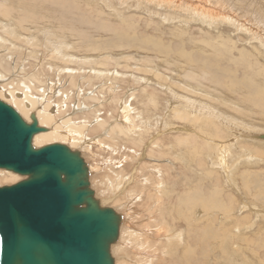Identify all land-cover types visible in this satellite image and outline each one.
<instances>
[{
  "label": "rangeland",
  "instance_id": "374dc122",
  "mask_svg": "<svg viewBox=\"0 0 264 264\" xmlns=\"http://www.w3.org/2000/svg\"><path fill=\"white\" fill-rule=\"evenodd\" d=\"M7 3L0 0L2 35H6V23V27L11 26L7 27L8 30L14 27L24 36H29L31 29L35 38L29 37L27 41L36 46L31 47L28 45L30 42L25 44L19 38L15 39L19 46L12 48L9 42L0 43V59L6 64V71L0 69L6 73L2 84L4 90L13 89L37 98L42 97L41 90L45 94L47 92L48 109L55 117L51 125L60 124L66 118L76 125L89 120L81 136V145L75 144L72 148L84 153L92 169L91 186L96 189L98 198L105 201L115 193L120 201H129L131 197L127 192L145 188L136 203L133 206L129 204L131 213L127 218V209L123 208L126 202L120 205L116 197L115 202H104L125 216L121 226L123 240L120 242L119 239L112 250L116 264H264V216L250 226L252 218H237L241 213L237 211L230 212L236 218L221 220L223 213L217 208H229L231 198L235 203L243 201L264 208V161L258 165L242 164L234 174L237 186L233 187L228 185L222 174L210 169L204 152L210 149L205 141L226 144L234 140L236 132L227 130L218 120H211L209 128L199 134L183 131L199 130L183 119L174 124L180 130L169 132L173 126L168 125L161 137L164 149H157L159 153L154 151L152 154L153 158L160 159L157 164L166 171L165 191L160 196L155 190L156 183L149 182L144 187L142 182L143 178L158 179L153 171L156 164L150 161L153 158L141 159L138 155L134 163V155L127 148L131 144L124 140L110 142L117 144V152L127 154L126 161L121 163L127 164V179L123 181V188L112 191V184H115L113 171L119 168L112 164L118 162V154H112L103 143L104 139H109L108 136L95 138L103 130L98 121L92 122L98 114L108 126L115 128L117 123L114 121L120 118L119 106L129 89L135 90L129 94L131 106L138 107L147 119H152V125L159 116L170 121L193 118L188 113L173 116L172 109H181L174 108L176 103L167 109L168 102L174 97L155 83V76L159 75V80L179 95L194 97L213 106L219 118L234 116L243 119L242 124H253L250 131L264 133V0H9ZM45 27L54 30L55 35H50L60 34L61 41L59 37L56 41L62 42L64 37L67 38L70 47H66L65 52L67 50L66 53L71 54L72 60L68 57L61 61L52 59V41L47 33H43ZM24 51H29L28 56L34 52L33 56L28 58ZM75 61L81 62L76 64ZM97 66H105L102 68L108 71L93 73L91 68ZM13 67L25 72H14ZM112 71L119 72V75L111 76ZM33 72L40 73L42 84L29 83L25 79ZM73 75H76L77 83L72 79ZM140 77H147L150 82L141 81ZM107 78L114 79L115 86ZM58 81L60 91L53 94L49 84ZM193 87L198 88L195 93ZM89 94L95 99L90 100ZM0 99L20 110L14 99L4 92H0ZM118 99L122 101L119 103ZM175 101L180 104L177 98ZM82 114H87V118H82ZM26 121L30 122V119ZM143 136L142 145L147 140V135ZM48 140L43 139L36 145L33 142V146L57 142L70 145L72 141L60 137ZM243 142L264 159V146ZM141 144L135 147L140 153ZM171 146L188 155V164L180 165L174 161L173 155L166 153L172 150ZM173 162L180 166L174 168ZM16 175L18 178L14 180L0 175V186L25 178ZM107 188L109 190L105 192ZM190 198L196 204L194 209L189 205ZM201 200L209 202L206 204L208 208H215L205 212L197 204ZM191 213L194 216L191 217ZM195 213H200L199 217ZM215 216H218L216 220ZM190 219L195 222H190ZM236 223H241V232L240 229L236 231ZM193 224H196L195 230ZM173 227L182 232L184 243L180 239L176 241V237L170 240L169 230H175ZM211 230L216 236L208 233Z\"/></svg>",
  "mask_w": 264,
  "mask_h": 264
},
{
  "label": "water",
  "instance_id": "95a60500",
  "mask_svg": "<svg viewBox=\"0 0 264 264\" xmlns=\"http://www.w3.org/2000/svg\"><path fill=\"white\" fill-rule=\"evenodd\" d=\"M30 120L0 100V169L25 177L0 186V264H114L121 215L96 198L78 150L33 146L46 129Z\"/></svg>",
  "mask_w": 264,
  "mask_h": 264
},
{
  "label": "bare ground",
  "instance_id": "6f19581e",
  "mask_svg": "<svg viewBox=\"0 0 264 264\" xmlns=\"http://www.w3.org/2000/svg\"><path fill=\"white\" fill-rule=\"evenodd\" d=\"M1 2L4 3V4H8L7 2H9V0H1ZM13 21H15V20H13ZM12 22H10L9 24H11L13 26ZM6 25H7V23L4 26L5 29H6L4 31V32H6V35H5L6 37L4 35H2V33L0 32V43L2 42V43L5 44V42H9L11 44V46H10L11 48L18 45L16 43V40H15L16 38H19V39L23 40L25 44H27L28 42H30L29 40L27 41V39H29V37H30V39H34L35 38V36L33 35V30H31V29H30L29 36H24L23 34H21L20 32H18L14 27L12 29L8 30L7 27H11V26H7L6 27ZM261 26L262 25H260V27ZM262 28H260V29H262ZM43 30H44L43 33H47V36L50 37V39L52 41V46H54L56 48V54H54L53 57L51 55L52 59H54L56 61H61L62 59H66V57H68V58H70L72 60V57L70 56L71 54L68 55V53H66L67 50L65 52V49H67L68 47H70V45L67 43V38L64 37L65 39L63 38L62 42H59V41H61L60 40V34H59V36H58V34H56L57 36L50 35V34H54L55 35V33H54V30L51 31V28H49V27L48 28L45 27V29H43ZM56 37H59V41H56L57 40ZM53 39H55V42L53 41ZM30 43H28L29 46L33 45L32 44L33 42H30ZM33 46H36V45H33ZM4 47H5V45H4ZM21 48H22V46H21ZM21 48H19V49H21ZM34 48H36V47H34ZM24 49L27 50L26 48H24ZM30 50H31V48H30ZM29 51H28V53H26V51H24L27 54V57L28 58L29 57H32L33 56V53H34V52L32 53V56L31 55L28 56ZM18 52H20V50ZM18 52H16V53H18ZM20 53H22V51ZM18 54H16V55L18 56ZM30 54H31V52H30ZM20 56H18V57H20ZM22 57H24V56H21V58ZM28 58H26V59L28 60ZM18 60H20V59H18ZM79 60H81V59H79ZM78 62H81V61H78ZM78 62L76 63V61H75L76 64H79ZM22 63L24 64V60L22 61ZM5 65H6L5 62H3L0 59V69H2L3 71H6L5 70L6 68L4 67ZM102 67H105V66H101V67L97 66L95 68H91V71L93 73L104 74L108 70L105 69V68H102ZM17 69H19V68H17ZM65 69L70 70L68 68H65ZM13 70H14V72H18V70L14 69V67H13ZM110 75L111 76H117V75H119V72L112 71V72H110ZM0 77H1V74H0ZM155 77L157 78V80H156L155 83L158 86H161V88H164L166 91H168L174 97V99L172 101L168 97L170 99V101L168 102L169 105L167 106V109H169L170 107H172L174 105V103H176V106L174 108H179V107L181 108L180 110L172 109L171 108L172 109V112H173V116H185L188 113V114L193 115V118H176V120L170 121V120H166V118H161L162 116H159L158 119H156V120L154 119L155 120L154 121L155 123L153 122L154 125H152L151 124L152 122L150 123V121L152 119L151 120L147 119L144 116L146 114H144L143 111H140V109L138 107H132L131 106V104H132V97L129 98V94H132L135 91L133 89H129L128 95H126V97L123 99V101L120 100V99H118V102L119 103H120V101H122V102H121V104L119 106V113H120L119 116H120V118L119 119L117 118L114 121V122L117 123V126L115 128H112V126H108V123L106 122V120L103 119V118H101V117H99V115L96 114V117L97 118L95 120H93L92 122H95V121L97 122L98 121L99 127H101V129L103 131H102V133L96 134L97 136H95V138H101L102 139V138L108 136L109 139H104L103 140V143H105L107 145V147L109 149H111L112 154H118V162L114 161L113 164H112L113 166L117 165L119 167V168H116L115 171H113L114 174H115V184H112L113 187L111 186L113 188L112 191L119 190L122 187V185L124 184L123 181H125L127 179V172L125 171V169L127 168V164L126 165H125V163L124 164H121L122 162H125L126 161L127 154L126 153H123L122 154L120 151L117 152V148H116L117 147V144L116 143L110 144V142L111 141L115 142V141L124 140V141L130 143L131 144L130 147H127V148L134 155V160H135L134 163L136 162V159H137L138 155H139V157L141 159L142 158H146V159L153 158L152 154H153L154 151L157 152V153H159V151H157V149H160V150H163L164 149V144H163V140L161 139V137L164 136V131L167 128V126L168 125L173 126L171 129H169V132L170 131H174L175 132L177 130H180L177 127L175 128L174 127L175 126L174 124H176L178 122V120H181V119H183V120H185L187 122L188 121L191 122L190 124H192L194 127L196 126L197 129H199V130H196V129H182L183 131H191L190 133L196 132V133L199 134V133H201V131L204 133L205 130H203V129L209 128V125H210V121L211 120H213L214 122H215V120H218L219 122H221V123L224 124V126H225V128L227 130H231V131L237 133V135L234 134V140H232L231 142H228L226 144L224 142H217V144L210 142L211 143L210 144L209 143V140H207L208 142L205 141L206 144H207V147H210V149L208 151L207 150L204 151L205 152V156H206V161H207L208 165L210 166V169L212 171L215 170L220 175L222 174L223 179L228 183V185H232L233 187H236L237 186V183L235 182L234 174H235V172H237V170L239 169V167L242 166V164H246V165H258L260 162H263L264 161L262 155L256 154L252 149H249L248 146H246V143L243 142V141H250L253 144L264 146V141H261V140H264V139L259 138L260 135H262L264 133H260L259 132L260 130H252V131L249 130V127L254 126L253 124L251 126L242 124L241 122L243 121V119L236 118L234 116H232V118H219V114H218V112L216 111V109L213 106H210L205 101L198 100V99H196L194 97L193 98L192 97L189 98V97H184V95H179L175 91L171 90L169 86H167L166 84H164L163 82H161L159 80V78H160L159 75H156ZM73 78H74V81H76V83H77V77H76V75H73L72 76V79ZM25 79L28 80V81H31V82H41L40 73H37V72H33L31 75H28ZM107 79L109 80L110 84H112L113 86H115V80L114 79H112V78H107ZM138 79L141 80V81H144L146 83L147 82H150L149 81V78H147V77H140ZM193 88H194V93H195V90L197 91L198 88H195V87H193ZM110 91L113 92V88L112 87L110 88ZM196 94H198V93H196ZM176 98L178 100H180V104L178 103V101H175ZM89 99L90 100L91 99L94 100L95 98H94V96H91V97H89ZM112 99H113V97H111V100ZM0 100H2V99H0ZM2 101H4V100H2ZM15 103H16L17 107L21 110V111L20 110L19 111L22 114H26V112L20 106L19 102H15ZM96 108H97V106H96ZM141 110H145L146 111V109H143V108H141ZM32 113L35 114V116H36V113L34 111L31 112L30 114H32ZM87 116H88L87 114H83L82 115V118H87ZM165 116H168V115L166 114ZM36 118H37V121H38L39 126L44 124V125H47L49 127H47V126H45V127L44 126H40L42 128H45L46 131L45 132H39L36 135H34L33 142H34L35 145L39 141H41L43 139L48 140L49 138H52V137H60V138H63L64 140H68V141H69V139H71L72 141H71V144L70 145L72 147L73 145L79 144V143L76 142L72 138V134L71 133H76V134H79V133L80 134H83L84 133V126L83 125H77V126H75L73 128V131L72 132H63V131H61L58 128V126L56 124L55 125H51V122L54 119L53 117H50V116H47V115H40V114H38V116H36ZM148 118H150V117H148ZM29 119H30V116H29ZM164 120H166L167 122L164 121ZM30 122H31V120H30ZM190 124L188 123L187 125H190ZM46 127L49 128V131H48V129ZM184 127H186V126H184ZM143 133L145 135H147V140H146V142H145L144 145L141 144V142H143V140H144V136H143L144 134ZM190 133H186V134H190ZM202 135H204V134H202ZM208 136H210V135H208ZM210 137H212V136H210ZM203 138H204V136H203ZM205 138L207 139L208 137H205ZM208 139H211V138H208ZM239 140H243V141H239ZM212 141H215V140L212 139ZM218 141H220V140H218ZM235 143H237L238 146H236ZM62 144H65V143H62ZM139 144L142 145L141 153L138 152L137 149H135V147L138 146ZM65 145L68 146L71 150H78V149H72L70 147V145H67V144H65ZM79 145H81V144H79ZM36 148H38V147H36ZM170 148L173 151L172 150L170 152L169 151H166V153H168L170 155H173V159H174L175 162H179L180 165H182V164L183 165L184 164H188L187 159H186V157L188 158V155L186 156L179 149H174L173 146H171ZM148 150H149V153L147 152ZM78 151L81 153L82 157L84 158V161L88 165L85 157L83 156L84 153L82 154V152L80 150H78ZM161 156H162V154H161ZM123 159H125V160L122 161ZM150 161L153 162L154 164H156V165L153 166L154 167L153 171H154V173H155V175L157 176L158 179H157V181H153L152 179L143 178L142 179L143 186L145 187L147 184H149V182H150V184H152L154 182V183H156L155 190H157L159 192L160 196H161V194L164 195V191H165V181H166V177H165L166 171H165V169H163L162 165L157 164L158 162H160V159L159 158H153ZM175 162H173L174 163V166L173 167L177 169L180 165H177L176 166V163ZM189 162H190V160H189ZM134 163L131 164V165H134ZM88 168H89V172H90L89 182H90V187L92 188L91 181H90V176H91V170L92 169L90 168L89 165H88ZM0 175L3 178H8V179H11V180H14V179L18 178V176L16 174H14L12 172H9L8 170L5 171V169L4 170H0ZM106 181H107V179H106ZM92 190L94 191L95 196H96V192H95L96 189L94 190L92 188ZM105 190H106L105 192H107L109 190V188H107ZM144 190H145V188H143V190H140V191L137 190V189H134V190H132L130 192H127V194L131 197L129 201H126V200L120 201V199L118 197H116L117 195H115V193H114L113 197H107L105 199V201L104 200H101L97 196H96V198L100 201L101 205H103V206H107V205L104 204V202H110V201L115 202V199H114L115 197H116V201L120 202V205H122L123 202H126L124 204L123 208H126L127 209V215H126V218H127L128 216H130V213H131L129 211V210H131L129 204L133 206L136 203V201L138 200V198L143 195ZM242 191H244V189ZM241 194H242L243 197H245L246 199H248L245 196V193L244 192H241ZM208 197H210V196H208ZM190 199H191V201H190L189 205L192 206V208L194 209L193 206H194L195 202L192 200V198H190ZM207 203H209V202H207ZM207 203L205 201L201 200L197 204H200V206L202 207V209H204L205 212L207 210H213V208H215V206L214 207H210L209 206V208H208L206 206ZM229 206H230L229 208H223V207H220V206L217 207V208H220L219 210L222 211V213H223V215H222L223 217H221V220H223V219H229V218H231V219L232 218H236V217H233L230 214V212L237 211V212H241L238 215L237 218H240V217H242L241 219H243V217H250V218H252L251 221L248 224V225L251 226V225H253V223L256 220H258L259 217L264 216V208L263 207H259L256 204L250 205V204H248L246 202H243V201H239L238 203H235L234 198H231V200L229 202ZM109 207H111V206H109ZM111 208H113V207H111ZM113 209L118 214L121 215L122 220H121V224H120V231H119L118 239L111 246V254L113 253V251H112L113 248H114L113 246H115V244L117 243V241L120 239L119 241L122 242V240H123V235H122V232H121V226H122V222L125 220V216L122 213L118 212L115 208H113ZM133 209H135V208H133ZM222 209H224L225 212ZM227 209L229 210V212H227L228 211ZM230 209H232V210L230 211ZM246 210H247V213L244 214L246 212ZM200 211L201 210H199V212ZM216 213H217V211H216ZM199 214L200 213H197V214L195 213L196 217H199ZM220 214H221V212H220ZM134 215H135V213H134ZM192 215L193 214L191 213V217H192ZM217 215H219V214H217ZM131 217H132V215H131ZM217 217L218 216H215V220L217 219ZM205 218H208V217L205 216ZM214 221H212V222H214ZM190 222H192L191 219H190ZM193 222H195V221H193ZM208 223H209V221H208ZM240 224L241 223H236V226H235L236 231L238 229H240V232H241ZM195 225L196 224H193L192 225L193 229L196 228V227H194ZM178 227H173L175 230H169L170 231L169 238H170V240H172L173 238L176 237V241L178 239H180V240H182V243H184V239H182V235L183 234H182L181 231L178 230L179 229ZM176 228H178V229H176ZM203 228H205L204 230L207 231L206 226H204ZM184 229H187V228L185 227ZM120 232H121V236H120ZM211 232H212V230L211 231H208L209 234H212ZM236 233H238V232H236ZM212 235H214V234H212ZM214 236H216V235H214ZM206 238H207V235H206L205 239ZM209 238H210V236H209ZM212 238H213V236H211V239ZM114 264H116L115 261H114Z\"/></svg>",
  "mask_w": 264,
  "mask_h": 264
},
{
  "label": "flooded vegetation",
  "instance_id": "af4514ba",
  "mask_svg": "<svg viewBox=\"0 0 264 264\" xmlns=\"http://www.w3.org/2000/svg\"><path fill=\"white\" fill-rule=\"evenodd\" d=\"M52 51L54 54H56V48L54 46H52ZM53 54V55H54ZM6 68V65L4 66ZM52 67V66H51ZM64 70H67V69H64ZM24 70H20L18 71L19 73H22ZM25 72V71H24ZM8 73V72H7ZM0 74H1V77H0V92H4V94H7L10 98L14 99L15 102H19L20 106L22 107V109L26 112V114H22L19 110V112L23 115V117H25L26 120H28L29 116H30V113L31 112H35L36 113V116H38V114L40 115H47V116H50V117H53V114H52V111L51 109H48L49 108V105H50V101L48 100L47 98V92L45 94V91L44 90H41L42 91V97L41 98H37L31 94H28V93H18L17 90H13V89H8V91H5L4 90V87L2 86V84L4 83V74L6 75V73H4L3 71L0 70ZM58 74V73H57ZM56 74V75H57ZM41 79V84H42V78L40 77ZM28 81V80H27ZM29 83H36V82H31V81H28ZM58 83V85H57ZM51 82L49 84V90H52L53 94H57L59 91H60V88H59V81L58 82ZM25 84V83H23ZM27 88H29V86H26ZM59 90V91H58ZM5 92H8V93H5ZM31 93V92H30ZM91 96H94V95H90L89 94V97ZM95 97V96H94ZM67 98L64 99V101H66ZM41 107V108H40ZM83 115V114H82ZM27 116V118H26ZM88 121L89 120H84V121H81L79 124L77 125H83L84 126V129L87 128L88 126ZM58 126V128L63 131V132H72L73 131V128L75 127L76 123L72 122L70 120V118H66L62 123H57L56 124ZM76 125V126H77ZM43 126V125H41ZM45 127V126H44ZM47 128V127H46ZM48 131H49V128H47ZM72 134V138L80 143L82 141V138L81 136L84 134H76V133H71ZM87 139H84L85 142ZM83 141V143H84ZM66 144V143H65ZM71 147V146H70ZM72 148V147H71ZM73 149V148H72ZM82 152V151H81ZM83 154V152H82ZM84 156V154H83Z\"/></svg>",
  "mask_w": 264,
  "mask_h": 264
}]
</instances>
